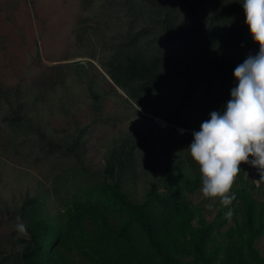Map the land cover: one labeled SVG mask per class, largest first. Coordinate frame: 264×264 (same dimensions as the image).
<instances>
[{
	"label": "trees",
	"instance_id": "obj_1",
	"mask_svg": "<svg viewBox=\"0 0 264 264\" xmlns=\"http://www.w3.org/2000/svg\"><path fill=\"white\" fill-rule=\"evenodd\" d=\"M242 4L81 0L79 6L86 12L94 8L85 20L102 26L97 38L104 55L98 63L111 83L138 110L174 127L199 131L211 112L225 109L237 84L235 68L259 52ZM207 7L213 15H204ZM83 28L76 25L78 40ZM87 65L94 68L91 62ZM65 66L73 68L74 81L82 83L96 124L102 120L104 94L83 64ZM38 95L0 92L5 149L44 160L51 188L40 201L22 203L18 217L30 239H18L15 254L3 256L0 249V264H264V254L256 247L264 237V199L257 198L260 185L245 179L241 167L231 189L235 200L228 208L217 202L209 211L207 200L193 201L201 182L190 155L157 174L153 159L144 156L139 161L137 153L146 140L142 135L139 142L130 133L117 136L101 170L89 172L82 147L91 125H74L63 136H51L43 123L51 99ZM59 110L66 115L69 109L61 105ZM137 170L151 178L135 197L129 184ZM255 174L260 179L258 170ZM48 196L56 201L54 209L47 208ZM229 208L232 215L226 219Z\"/></svg>",
	"mask_w": 264,
	"mask_h": 264
},
{
	"label": "rangeland",
	"instance_id": "obj_2",
	"mask_svg": "<svg viewBox=\"0 0 264 264\" xmlns=\"http://www.w3.org/2000/svg\"><path fill=\"white\" fill-rule=\"evenodd\" d=\"M80 1L0 0V92L19 91L51 99L49 107L43 111V123L51 136H63L74 125H91L82 147L83 163L89 172L100 171L114 139L130 133L137 138L136 142L140 135L146 138L145 148H139L137 155L139 161L144 156L153 159L152 170L158 174L180 156L189 155L187 148L194 130L174 127L164 120L162 124L155 122L111 83L98 63L104 55L97 38L102 26L85 20L90 18L94 8L82 11ZM213 14L211 7L204 9V15ZM79 23L84 27L80 40L75 36ZM73 62L85 66L87 76L94 79L97 89L104 94L100 110L102 120L96 124H93L90 99L82 83L75 82L74 69L65 66ZM58 97L61 104L56 103ZM61 105L69 109L66 115L59 110ZM46 167L44 160L33 155L29 157L28 152L22 156L11 154L5 149L4 137H0V249L3 256L20 250L13 224L22 203L29 199L40 201L47 190L51 193ZM240 167L245 179L260 185L256 196L263 200L264 187L262 182H256L259 180L255 174L257 169L250 164ZM149 178L137 170L134 183L129 184L135 197L141 194L145 187L143 181ZM193 201L206 199L200 192L193 196ZM209 203V200L205 203L208 211L211 209L207 206ZM46 205L48 209L56 207L52 196L46 198ZM256 247L264 254V237L256 242Z\"/></svg>",
	"mask_w": 264,
	"mask_h": 264
},
{
	"label": "clouds",
	"instance_id": "obj_3",
	"mask_svg": "<svg viewBox=\"0 0 264 264\" xmlns=\"http://www.w3.org/2000/svg\"><path fill=\"white\" fill-rule=\"evenodd\" d=\"M242 7L244 22L259 52L248 55L235 68L233 77L237 84L230 91L225 109L210 113L200 130L192 133L187 148L199 168L200 192L211 201L209 208L217 202L228 208L235 200L231 189L241 164L258 170L257 183L264 181V0H243ZM231 215L229 208L225 218ZM13 228L18 239H30L20 217Z\"/></svg>",
	"mask_w": 264,
	"mask_h": 264
},
{
	"label": "water",
	"instance_id": "obj_4",
	"mask_svg": "<svg viewBox=\"0 0 264 264\" xmlns=\"http://www.w3.org/2000/svg\"><path fill=\"white\" fill-rule=\"evenodd\" d=\"M145 115H146V116H149V117H152L153 120H154L155 122L160 121V122H162V123H165L162 119H160V118H158V117H153V116H151V115H149V114H147V113H145Z\"/></svg>",
	"mask_w": 264,
	"mask_h": 264
},
{
	"label": "bare ground",
	"instance_id": "obj_5",
	"mask_svg": "<svg viewBox=\"0 0 264 264\" xmlns=\"http://www.w3.org/2000/svg\"><path fill=\"white\" fill-rule=\"evenodd\" d=\"M158 123H161L162 124V122H160V121H158Z\"/></svg>",
	"mask_w": 264,
	"mask_h": 264
}]
</instances>
